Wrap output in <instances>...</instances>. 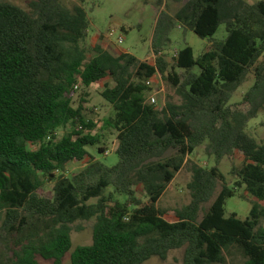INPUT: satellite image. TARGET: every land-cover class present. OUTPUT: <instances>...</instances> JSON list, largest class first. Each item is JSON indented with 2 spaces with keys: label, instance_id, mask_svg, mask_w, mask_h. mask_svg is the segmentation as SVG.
<instances>
[{
  "label": "trees",
  "instance_id": "16d2710c",
  "mask_svg": "<svg viewBox=\"0 0 264 264\" xmlns=\"http://www.w3.org/2000/svg\"><path fill=\"white\" fill-rule=\"evenodd\" d=\"M169 1L181 5L156 16L153 63L125 51L113 55L101 41L88 59L80 45L89 28L83 6L29 0L27 11L0 1V264H39L38 257L61 264L72 247V224L92 218V243L77 246L71 264H142L182 247L183 264H217L233 245L244 264H264V145L246 131L264 115V0ZM221 24L226 37L214 40ZM176 26L209 46L196 57L185 44L170 65L163 52ZM249 74L244 110L230 101ZM155 75L181 103L149 102L146 81ZM104 78L113 82L100 92L114 110L106 121L117 139L111 166L89 152L99 135L83 105L73 106L76 84L89 88ZM68 124L71 131L57 136ZM200 147L214 165L190 164V202L168 220L157 202ZM236 152L244 163L232 165L231 186L218 165ZM83 161V169L67 174L70 163ZM242 186L262 204L245 219L226 216V199Z\"/></svg>",
  "mask_w": 264,
  "mask_h": 264
},
{
  "label": "rangeland",
  "instance_id": "374dc122",
  "mask_svg": "<svg viewBox=\"0 0 264 264\" xmlns=\"http://www.w3.org/2000/svg\"><path fill=\"white\" fill-rule=\"evenodd\" d=\"M10 2L20 6L21 8L31 11L28 6L29 0H0ZM161 4L157 6V3ZM255 3L259 0H246ZM62 4L68 9L74 6H83L87 11L89 22L88 35L81 41L80 45L87 50V58L93 56L92 47L95 43L101 41L104 48L113 55L125 51L139 60H147L154 62V54L151 50V40L154 31L156 16L159 11H165L173 14L181 5L169 0H61ZM153 5V6H152ZM226 27L221 24L213 36L214 40H221L226 37ZM122 36L124 40L118 43V37ZM185 44L191 46L194 56H198L209 46L207 39L198 37L190 30H184L181 27H174L169 35V42L164 49L163 54L173 64L172 57L176 50L182 48ZM254 82L253 74H249L246 81L238 87L233 94L230 103L237 108L246 109L247 105L243 103V96ZM112 85L110 78H104L89 88L82 85L76 89L73 98V106L77 107L80 103L84 107L83 115L85 119L91 120L94 124V132L99 135L100 142L96 146H89V152L98 160L111 166L118 161L115 153L117 147L116 131L107 126L106 121L113 117L114 110L112 106L102 98L100 92L104 84ZM150 90L148 97L155 98V105L161 107L166 101L181 103V98L176 94L175 88L164 78L155 75L150 79ZM86 94V95H85ZM85 100L84 103L81 101ZM264 115L251 119L246 127L248 134L253 136L259 144L264 145ZM72 126L68 124L58 129L57 136L71 131ZM102 147L103 152H99L98 148ZM197 163L202 166L211 167L214 160L206 156L204 148H197L192 154L186 157L184 166L175 173L174 179L171 181L159 201L157 206L165 213L168 220L174 219V210L180 209L190 202V192L187 184L191 180L192 172L190 164ZM244 163L243 157L236 152L229 158L220 161L218 167L224 175L227 183L231 186L235 184L236 177L231 174L232 165L241 167ZM86 161L80 163H70L68 165V175H72L85 167ZM51 184H46L42 194L46 197L51 196ZM220 190L218 186L217 191ZM136 192L143 200H147V196L141 186L136 187ZM235 195L226 199L225 214L226 216L235 213L238 218L245 219L250 212L254 203H260L256 198L249 195L245 186L237 188ZM122 200L123 197H120ZM95 202L96 199H92ZM207 207L208 204H205ZM95 218L85 221H76L72 224L71 239L72 247L63 257L61 264H71V254L79 245H89L92 243V229ZM260 226H264V218L260 220ZM184 248L173 249L168 252L167 258L162 260L158 256H153L142 264H183ZM224 260L217 264H244L245 256L241 250L233 245L224 251ZM39 264H54L51 260H45L38 257Z\"/></svg>",
  "mask_w": 264,
  "mask_h": 264
},
{
  "label": "built area",
  "instance_id": "2783aa9c",
  "mask_svg": "<svg viewBox=\"0 0 264 264\" xmlns=\"http://www.w3.org/2000/svg\"><path fill=\"white\" fill-rule=\"evenodd\" d=\"M123 40H124V38H123L122 36H119V37H118V43H121ZM150 79H151V78H150ZM150 79H148V80L146 81V84H147L148 87H149V84H150ZM79 86H80V84H76V85L74 86V88H75V89H78ZM149 102L155 104V98H154L153 96L149 97ZM80 128H82V127L80 126Z\"/></svg>",
  "mask_w": 264,
  "mask_h": 264
}]
</instances>
